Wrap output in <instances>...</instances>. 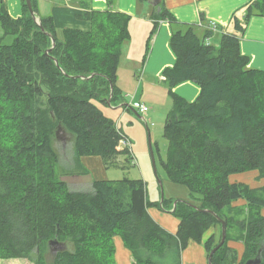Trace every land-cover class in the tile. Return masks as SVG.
<instances>
[{"label": "trees", "instance_id": "trees-1", "mask_svg": "<svg viewBox=\"0 0 264 264\" xmlns=\"http://www.w3.org/2000/svg\"><path fill=\"white\" fill-rule=\"evenodd\" d=\"M21 1L23 15L13 18L0 0L3 34L14 36L11 44H0V257L34 264H116L113 238L119 236L135 264H180L189 239L202 243L204 232L218 227L203 242L209 254L221 237L216 218L192 203L227 222L212 264L254 258L264 264V194H259L264 186L229 181L231 174L255 169L264 175V70L248 66L239 36L223 32L217 44L206 43L212 30L200 35L199 25L177 21L162 0L153 6L155 20L169 21L175 54L174 65L163 72L173 106L163 127L169 145L161 165L170 181L187 186L198 199L178 200L172 213L179 224L171 234L149 215L152 203L142 179L93 180L87 190H72L56 171L59 123L70 135L68 172L87 173L78 162L83 155L100 156L107 169L133 164L130 148L119 145L125 135L97 104L109 96L110 85L111 100L119 94L117 71L122 44L130 38V16L113 10L114 0H108V9L81 15L91 22L89 31L65 29L62 38L52 19L40 16L44 31L54 36L51 47ZM31 3L37 13L35 0ZM252 15L264 18V0L246 4L243 23ZM234 27L243 31L236 17ZM187 80L200 88L193 101L171 90ZM241 199L242 205L234 204ZM234 228L239 233L231 234ZM50 240L67 247L48 263ZM229 240H243L240 260Z\"/></svg>", "mask_w": 264, "mask_h": 264}, {"label": "crops", "instance_id": "crops-1", "mask_svg": "<svg viewBox=\"0 0 264 264\" xmlns=\"http://www.w3.org/2000/svg\"><path fill=\"white\" fill-rule=\"evenodd\" d=\"M249 1L162 0L164 6L177 21L197 25L200 23L197 28L200 35L209 28L208 26L211 23H214L216 28L205 39L206 43L217 44L223 32L237 34L240 38L239 46L241 52L249 57L248 66L264 70V18L259 15H252L247 23H243L246 4ZM4 3L11 17L17 18L23 15L21 0H4ZM35 4L39 17H50L52 19L58 38H62V33L65 29L80 31H89L91 29V22L81 17L86 9L103 11L109 8L108 0H35ZM153 6L149 0H114L111 6L113 10L124 12L130 16L128 22L130 38L122 44L117 71L116 85L119 89V94L115 99V103H112L111 100L114 106L121 103H127V105L123 106L125 109H121V107L110 109L112 110L111 117L113 119L116 117V113L124 112L128 110L127 108L139 113L136 109L137 106L140 104L145 105L144 102L136 100V95L130 99V93H136V88L137 90L139 88L143 90L144 87L149 90L159 88L161 92L163 90L165 92L168 91L169 95V88L166 85L163 72L175 63V54L169 45L171 26L166 19L155 20L153 18ZM234 17L241 22L243 26L242 32L235 31ZM171 90L187 101L195 100L200 92L199 86L188 80L177 83ZM130 104L134 105V107L131 108ZM148 111L142 115H147ZM121 132L123 133L122 130ZM126 139L129 141L128 138ZM140 165L142 180L146 187L145 181L150 182L153 179V175H151L149 164L141 162ZM77 175L80 177L85 176L90 184L94 180L87 173ZM234 204L237 205V203ZM172 207L173 205L165 210H161L158 207H148L147 211L151 218L163 229L175 234L179 219L170 211ZM216 233V227L211 226L204 232L202 236L203 242ZM203 242L198 243L189 239L180 253V264H208V252ZM113 243L116 264H135L131 251L125 246L119 236L113 238ZM237 245L238 242L234 240L227 242V246L235 250L238 248ZM243 246L239 249V253L236 250L238 260L241 259L244 252Z\"/></svg>", "mask_w": 264, "mask_h": 264}, {"label": "rangeland", "instance_id": "rangeland-1", "mask_svg": "<svg viewBox=\"0 0 264 264\" xmlns=\"http://www.w3.org/2000/svg\"><path fill=\"white\" fill-rule=\"evenodd\" d=\"M14 40L12 35H4L2 28L0 26V44H11ZM136 95V100L139 102H144V104L149 109L147 115H142L140 113H135L132 109L124 112L116 113L114 119L111 117L112 107L115 100L112 101L111 106L98 102L99 108L104 112V114L112 118L116 123L118 128L123 131V134L130 141V151L134 157V163L127 165L126 167H116L111 166L108 169L102 164L101 157L98 155H83L78 159L79 164L87 174L92 179H121L128 177L131 179H143L142 173L140 171L141 162H146L149 164V169L153 179L146 182L147 188V198L149 200L151 208L158 207L161 210H165L173 205L175 200H186L191 202H197L187 186L183 184H178L170 181L164 172L161 165V161L166 159L168 150V140L163 135V127L167 114L172 109L173 101L168 95V91L161 92L159 88L149 90L144 87L143 90L140 88L136 93H130V99L132 96ZM129 99V101H130ZM131 108L134 107L130 104ZM121 109H125L121 107ZM61 138L55 140L56 151L60 155V166L56 168V171L60 173L61 178L67 182L69 188L72 190H87L90 186L89 181L85 176L80 177L77 174H72L69 171V166H71L72 160L69 147L70 135L60 133ZM153 151V157L155 161V170L152 166V160L150 155V148ZM69 147V148H68ZM121 147V146H120ZM124 156L118 158V161H123ZM161 181V189H159ZM229 181L238 182L248 185L249 187H260L264 186V175H261L258 170H250L241 173H234L229 175ZM161 188V187H160ZM260 195L264 194V189L261 190ZM161 196L163 197V202L161 203ZM197 197V196H196ZM235 203L241 205L244 200H238ZM162 206V207H161ZM227 211V210H225ZM262 214H264V207L262 209ZM217 233L219 228L217 227ZM231 234L239 233L236 228L232 229ZM229 242V241H228ZM238 248L236 249L239 253V249L244 245L243 240H238ZM57 246L51 247V253L47 258V262L50 263L52 256L57 251ZM244 248V246H243ZM0 264H34V262L23 259V258H13V257H0Z\"/></svg>", "mask_w": 264, "mask_h": 264}, {"label": "water", "instance_id": "water-1", "mask_svg": "<svg viewBox=\"0 0 264 264\" xmlns=\"http://www.w3.org/2000/svg\"><path fill=\"white\" fill-rule=\"evenodd\" d=\"M150 3L152 5H156L157 3H159L160 0H149ZM26 2V6L28 8V11H29V14L30 16L33 18V20L36 22V24L39 26L40 30L43 31L47 36L50 37V40H51V43H52V46H54L55 44V39H54V36L50 33H47L44 31V27L42 26L41 22H40V18L39 16L37 15V13L34 11L33 7H32V3H31V0H25ZM48 50L47 49L45 51L46 54H48ZM55 63L57 64V60L55 59L54 60ZM112 90H113V86L110 85V94L108 97H104V98H101L100 101L111 106V97H112ZM127 103H121L117 106H114L112 107V109H116V108H120V107H123V106H126ZM60 133L66 135L68 134L66 129L59 123L56 128H55V131H54V141L61 138L60 136ZM150 148V155H151V160H152V165H153V169L155 170V161H154V157H153V151L151 149V146H149ZM159 184H160V189H161V193H162V186H161V181H159ZM162 196H161V202H162ZM178 200H175L174 203H173V207L172 209L170 210L171 212L174 211L175 207H176V204H177ZM191 206H193L195 209H199L203 212H208V213H211L215 218L216 220L221 224V237H220V241L219 243L209 252L208 254V264H212L211 263V257H212V254L214 253V251L219 248L225 241V238H226V228H227V222L224 218H221L219 217L214 211H212L211 209H200L198 206L192 204V203H189ZM49 245L50 246H57L56 247V250L59 251V250H64L66 249L67 247V243L66 242H59V241H56V240H50L49 241ZM259 263V258H254V259H248L247 261H245L244 264H258Z\"/></svg>", "mask_w": 264, "mask_h": 264}, {"label": "built area", "instance_id": "built-area-1", "mask_svg": "<svg viewBox=\"0 0 264 264\" xmlns=\"http://www.w3.org/2000/svg\"><path fill=\"white\" fill-rule=\"evenodd\" d=\"M199 25H200V23H199ZM208 27H209L210 30H214L216 28V25L214 23H211ZM136 109L141 114H144V113H146L148 111L147 106H145L143 104H140L139 106H137ZM119 145L130 148V143H129V141L125 137H124V139H122L120 141V144Z\"/></svg>", "mask_w": 264, "mask_h": 264}]
</instances>
